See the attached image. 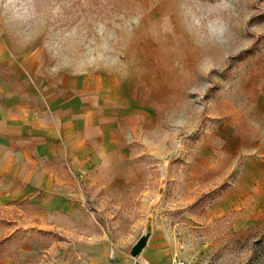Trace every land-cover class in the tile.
Wrapping results in <instances>:
<instances>
[{
	"label": "rangeland",
	"instance_id": "rangeland-1",
	"mask_svg": "<svg viewBox=\"0 0 264 264\" xmlns=\"http://www.w3.org/2000/svg\"><path fill=\"white\" fill-rule=\"evenodd\" d=\"M0 22L15 89L93 74L152 113L171 257L264 264V0H0Z\"/></svg>",
	"mask_w": 264,
	"mask_h": 264
},
{
	"label": "crops",
	"instance_id": "crops-1",
	"mask_svg": "<svg viewBox=\"0 0 264 264\" xmlns=\"http://www.w3.org/2000/svg\"><path fill=\"white\" fill-rule=\"evenodd\" d=\"M18 67L0 22V264H170L166 161L140 137L152 113L93 74L35 88L22 68L15 89ZM142 157L162 167L152 181Z\"/></svg>",
	"mask_w": 264,
	"mask_h": 264
},
{
	"label": "built area",
	"instance_id": "built-area-1",
	"mask_svg": "<svg viewBox=\"0 0 264 264\" xmlns=\"http://www.w3.org/2000/svg\"><path fill=\"white\" fill-rule=\"evenodd\" d=\"M170 264H186V263L183 260H181L180 258L173 256Z\"/></svg>",
	"mask_w": 264,
	"mask_h": 264
}]
</instances>
